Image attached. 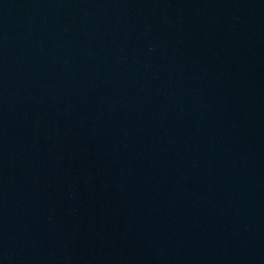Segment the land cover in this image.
Returning <instances> with one entry per match:
<instances>
[{
    "label": "water",
    "instance_id": "1",
    "mask_svg": "<svg viewBox=\"0 0 264 264\" xmlns=\"http://www.w3.org/2000/svg\"><path fill=\"white\" fill-rule=\"evenodd\" d=\"M0 264H264V0H0Z\"/></svg>",
    "mask_w": 264,
    "mask_h": 264
}]
</instances>
